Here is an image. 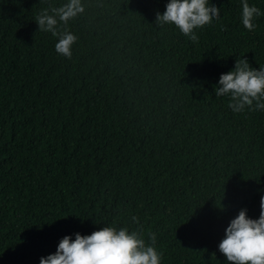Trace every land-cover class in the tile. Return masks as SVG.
<instances>
[{
    "label": "trees",
    "instance_id": "16d2710c",
    "mask_svg": "<svg viewBox=\"0 0 264 264\" xmlns=\"http://www.w3.org/2000/svg\"><path fill=\"white\" fill-rule=\"evenodd\" d=\"M68 0H0V264H40L105 226L142 233L161 264H228L218 245L264 196V111L234 113L214 89L238 58L264 67L241 0L192 43L158 25L169 0H82L71 59L36 16ZM137 217L138 222H133Z\"/></svg>",
    "mask_w": 264,
    "mask_h": 264
},
{
    "label": "clouds",
    "instance_id": "9594fccd",
    "mask_svg": "<svg viewBox=\"0 0 264 264\" xmlns=\"http://www.w3.org/2000/svg\"><path fill=\"white\" fill-rule=\"evenodd\" d=\"M241 22L245 29L254 31V21L261 10L241 0ZM82 0H68L59 8L43 9L36 16V24L41 32L58 37L55 52L72 58L73 46L78 36L68 31L60 34L56 27L59 22L67 25L84 12ZM220 18V9L209 5V0H169L166 10L157 13L156 23L160 26H174L192 43L199 42L196 30L210 25ZM217 97H228L227 107L234 113L264 111V67L258 71L250 68L245 59L238 58L233 71L222 74L214 89ZM138 222L137 217H132ZM149 243L142 233L127 228L105 226L89 236L75 235V239L65 236L55 254L40 259V264H161L163 252L156 248V235L150 234ZM219 252L228 264H264V196L260 200L258 220L249 219L246 210H241L225 230V237L218 245Z\"/></svg>",
    "mask_w": 264,
    "mask_h": 264
}]
</instances>
